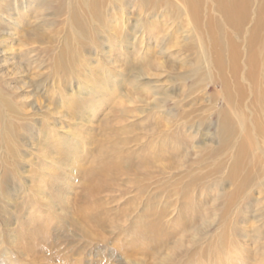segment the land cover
Listing matches in <instances>:
<instances>
[{
	"label": "rangeland",
	"instance_id": "374dc122",
	"mask_svg": "<svg viewBox=\"0 0 264 264\" xmlns=\"http://www.w3.org/2000/svg\"><path fill=\"white\" fill-rule=\"evenodd\" d=\"M0 1L7 9L0 14V79L20 108L15 116L16 124L17 116L23 118L24 124L28 123L25 117L40 122L37 127L18 126L16 145L21 147L22 158L16 166L17 174L14 171V175L3 180L6 170L2 166L7 164L3 162L4 134L0 121V191L2 188L6 191L0 193V264L78 261L83 264H264V193L257 185L258 179L255 176L237 188L227 178L233 167L232 153L210 157L204 148L205 143L207 147L215 146L220 117L214 115L208 126L199 125L197 83L195 78H184L186 72L181 61L183 39L190 33L175 32L178 26L190 29L189 23L173 21L165 25L163 18L153 25L145 21L142 28V23H136L137 8L127 6L122 12H116V20L109 29L95 33L94 42L98 47L92 43L81 50L88 69L79 66L82 76L77 78L80 73L77 68H69L66 74L59 75L56 68L69 66L71 55L87 41L78 32L94 16V9L88 8L92 3L56 0L50 8H45L42 0H20L14 9L12 0ZM111 2L104 0L102 5ZM12 8L18 14L30 15L18 18ZM143 18L147 20V16ZM159 24L163 30L158 28ZM163 37L167 40H162ZM143 58L146 68L142 72ZM192 60L191 56L187 62L195 64ZM100 63L103 68L99 67ZM211 92L214 90L209 87L207 94ZM221 103L218 105L222 106ZM70 108L71 113H67ZM49 114L53 115L50 120L53 125L49 126L56 130L40 131L42 119L46 120ZM106 122H110L107 130ZM128 128H131L129 134L125 133ZM48 131L58 138L55 139L58 145L72 149V156L83 158L81 169L101 161L103 154L98 146L103 144L106 133L120 144L126 136L123 139L129 141L126 152L151 155L145 165L127 163L129 171L120 179L107 184L110 178H106L108 190L91 194L85 189L88 181L82 173L74 172L69 164L70 175L65 177L62 171L66 164H51L43 158L46 151L38 148L45 147L47 142L38 144L42 138H48ZM173 139L179 143L174 144ZM150 145L153 154L149 152ZM172 146L178 147V155L170 153ZM259 154L264 164V156ZM219 160L224 169L215 171ZM10 165L7 170H14ZM142 172L150 178L140 179L152 183L148 189L156 196L149 197L151 192L138 194L134 179L135 174ZM194 174L203 179L191 186L189 194L193 192V199L185 212L190 220L184 226L185 220L178 219L181 211L177 206L185 199H179L177 194V199L167 195L168 199L165 198L161 182L183 178L189 183ZM166 199L173 205L163 219L161 240L150 241L138 233L139 224L145 219L143 210L155 211L164 206ZM80 206L83 211L97 209L98 217L108 222L106 226L95 228L83 222ZM132 239L137 242L135 246ZM126 245L135 248L131 257L124 254Z\"/></svg>",
	"mask_w": 264,
	"mask_h": 264
},
{
	"label": "bare ground",
	"instance_id": "6f19581e",
	"mask_svg": "<svg viewBox=\"0 0 264 264\" xmlns=\"http://www.w3.org/2000/svg\"><path fill=\"white\" fill-rule=\"evenodd\" d=\"M12 1V7L14 9H17L16 4L20 0ZM42 1L43 6L45 8H50L52 6V3H54L56 0ZM103 1L85 0L86 3H92V7H88L87 5L86 6L90 9H94V16L91 17V22L85 28H81L78 33L81 36L85 35L86 37H84L85 39H87V41L84 43V45L82 42L80 46L83 47L81 49L78 47L71 55V64L69 66H62L56 68V73L58 75L60 73L66 74V72L69 71V68L79 69V66L82 67L84 70L88 69V62L86 60H83L84 57L82 56L81 50H85V48L89 47V45L92 43L94 47H98L96 41L94 42L95 33L100 31L101 29H109L113 22L116 20V12H122L127 6H135L137 8V14L139 18H137L136 23H142V28L143 26L145 27V21H147L149 25H153L157 23V19L163 18H165V20L163 21V24L165 22V25L167 24V22L169 23L173 21L189 23L191 25L190 29H184L185 27L183 25L180 27L178 26V28L175 29V32L182 30V32L184 33H190L188 38L187 36H185L183 39L185 43H183V45L181 46V61L183 63L182 67L185 69L186 72L184 74V78H195V81L197 83L196 87L198 89L197 92L199 94H197L195 99H197L196 101L200 104V115L196 113L197 118H199V125L202 127L208 126L209 122L213 119L214 115L215 117H220V129L218 131L219 133L217 137H215V139H217L216 141H214L215 146L211 145L207 147L205 143L206 147L204 146V148L207 149V151L205 150L207 152V156L217 157L218 155L222 154L228 155V152L232 153L233 167L231 168L229 174H227V178L229 179V181L233 183L235 182V184L238 185L237 188H239V185L246 184V182H250L251 180L255 179L256 176V180L258 179L257 185L260 188V191L264 193V164H262L261 156L259 154L262 153L264 156V0H112L111 3L102 5ZM21 2H24V0H22ZM3 3V1H0L1 15L7 11L5 7L6 5H3ZM13 8L12 10L18 18H22V16L23 18H27L30 15L27 14L25 16L21 13L18 14V12L15 11ZM143 15L147 16V20L143 18ZM34 17L35 16H33V18ZM72 18L75 19L74 15L72 16ZM72 24L73 27H75L74 22H72ZM159 25L158 28L163 30V25H160V27ZM174 26L175 25H173V27ZM77 28H79V26H77ZM172 33H174V31ZM171 36H173V34L169 35L167 39ZM167 39L164 37L162 38V40ZM162 40L160 42H162ZM191 56L194 59L191 62H195V64L192 65H190V62H187V59H189ZM143 62H145V64L143 65V69H141L142 72L145 71L146 68L145 58H143ZM99 67L103 68V63H100ZM78 71H80V69ZM81 74L82 73L80 71L77 78H81ZM209 87H212V90H214V92H211L210 95L207 94V89ZM71 99L74 98L71 97ZM219 101L222 102V106L218 105ZM205 102H207L206 105L204 104ZM71 108L68 109L69 111L67 113H71ZM19 109L20 108H18L17 106L16 99L11 98V96L7 93L5 82L4 84H2V80L0 79V121H2L3 123V148L5 149V156L3 162L4 164H7V166H2L4 170H6L3 173V180L6 177H9L10 175H14V171L15 174H17L16 168L18 167L16 166L17 164L19 165V159L22 158V155L20 153L21 147L16 145L17 137L19 135L17 134L18 126L22 128H25L24 125H31L37 127V124H40V122H32V120H28V118L26 117V120L24 121H28V123H21V121H23L21 119L23 118H19V116H17L18 120L16 124L15 116L16 114H19ZM48 116H45L46 120L42 119V128H40V131L46 130V128H48L51 132L56 130V127L54 129L52 126H49L50 124L53 125V123L50 121L53 115L49 114ZM109 123L110 122H106V130L107 124ZM83 124L84 123L81 122L82 128ZM196 129H199V126ZM50 131L47 132L49 134L47 135L48 138H42V140H40L41 143L38 144L42 145L44 144V142H47L45 147L41 148V146H39L40 148H38V150L46 151L45 155H43V158H46L51 164H55L54 162L66 164L67 166L64 167L62 171L65 177H68V173L70 175L69 170L67 171V167L70 164V167L73 168L74 172H79L84 175L86 181H88V184L85 189H88L87 191H89V193L91 194H97L101 191V189L108 190V186L106 185V178H110L109 180H107V184L108 181L114 182L120 179L126 172L129 171L128 166L130 165L127 163L134 162L135 164V162H140L141 164L145 165L147 164V162H149L148 157L149 155H151H148V152L145 154V156L141 155L140 152H126L125 148L129 142H127V140L126 142L123 140L124 138H126V136L122 140H120V144L119 142H115L113 138L114 136H112L110 133H106V138L104 139V141H102L103 144L98 143L100 144V146H98L99 150H101L100 152L103 154V158L101 159V161L96 165H90L85 169H81L82 165L80 162H82L83 158L78 157L77 155L72 156L70 154V150L72 149H70L69 147H61L60 145H58L55 142V139L58 138L51 136ZM130 132L131 128L125 130V133L127 134H129ZM65 136H69V134L66 133ZM167 141L168 143H170L169 140ZM177 143H179V141L174 140V144ZM49 146L50 148H52L51 150L47 148ZM176 146L170 147L172 149L170 153L174 152L178 155L179 150ZM164 148L165 146H162L163 150ZM149 152L153 154V147H151V150H149ZM69 155L72 156V158H70ZM79 163L80 165L78 166ZM9 164H11L10 166L13 167L14 170H7L9 169ZM222 166L223 164L219 160L216 162L214 170L218 171L219 169H221ZM222 168L224 169V167ZM145 172H142L141 175H139L140 173L135 174L136 177L134 180L137 182V192L138 194H142L144 192H151L148 193L149 197L151 196V194L153 196H156V193H154L153 190L151 191L148 189L152 185V183H144L140 179V177H143L144 179L150 178L148 173ZM191 177L192 179L189 183H185L183 178H179V180L175 179L174 181L163 180V182H161V193L163 194V196H165V198H167V196L176 197L177 194V196H179V199H185L183 202H180L179 206H177L181 211V215L178 219L182 218L185 220V222L183 223L184 226L188 223V220H190L186 217L185 212L187 210V206L190 204L191 199H193V192L189 194L191 191V186L193 187L194 185H197L203 179V177L197 176V174H194V176L191 175ZM45 180L46 179H43L42 182L45 183ZM52 182L53 181H51V183ZM0 193L5 194V189L2 188ZM229 194L226 195L229 196ZM167 199L164 203L163 201L161 202L164 204V206H159L160 208L155 211H148L145 209L143 210L144 213L142 216H144L145 219L140 222L138 227V231L140 232L138 233L142 235L144 234L146 236H144V238L149 239L150 241L154 240V242H159L161 240L159 239V236L164 231L162 230L163 219L166 215L170 213V206L173 205V203ZM132 209L134 208L132 207ZM97 213V209L83 211L82 206H80L79 215L83 222L95 228L96 226L104 228L108 222L105 220L104 217H98L99 215H97ZM188 216L190 215L188 214ZM123 221H125V219ZM131 241L135 246L137 243L136 240L132 239ZM123 244L124 243H121V246H123ZM134 246L128 248V246L126 245L127 248H124L126 249V252H124V254H127L128 257H131L136 252ZM73 264L83 263L78 261L77 263Z\"/></svg>",
	"mask_w": 264,
	"mask_h": 264
}]
</instances>
